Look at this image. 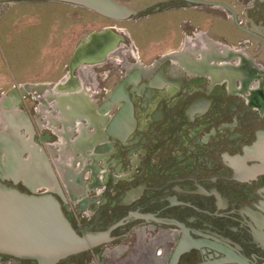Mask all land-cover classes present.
<instances>
[{"label": "flooded vegetation", "instance_id": "flooded-vegetation-1", "mask_svg": "<svg viewBox=\"0 0 264 264\" xmlns=\"http://www.w3.org/2000/svg\"><path fill=\"white\" fill-rule=\"evenodd\" d=\"M114 1L137 13L108 26L123 42L104 62L74 72L79 85L69 87L62 112L53 86L67 66L54 82L0 86V182L51 194L78 233L114 226L111 242L58 264H94L114 251L120 262L102 264H171L181 242L189 253L172 264H219L224 251L232 263L264 264V59L257 55L264 0ZM215 3L233 10L237 25ZM190 13L213 27L232 25L235 45L201 33ZM142 20L155 34L168 30L166 43L177 45L150 64L123 47L130 39L116 26ZM111 56L121 58L118 69L94 72ZM129 74L131 107L114 124L123 96H110Z\"/></svg>", "mask_w": 264, "mask_h": 264}, {"label": "water", "instance_id": "water-1", "mask_svg": "<svg viewBox=\"0 0 264 264\" xmlns=\"http://www.w3.org/2000/svg\"><path fill=\"white\" fill-rule=\"evenodd\" d=\"M24 1H48L77 6L114 22H122L137 13L114 0H0V3ZM213 5L220 6L226 13H230L237 25L236 14L232 9L221 3ZM123 40V36L115 27H108L100 32L90 33L76 46L67 65L68 74L53 86L58 94L55 99L60 101L58 108L61 112L62 104L66 105L70 100L69 87L77 88L79 85L74 72L82 65L104 62L110 53L119 48ZM134 73L135 76L139 74L137 70ZM131 77L132 75L129 74L124 78L110 96L111 102L117 99L118 93L123 96L121 99L123 108L113 119L114 124L124 122L128 116L126 112L131 107V102L125 86L130 84ZM106 105L108 106L109 102H106ZM255 146L257 148V144ZM137 217L152 218L144 215ZM251 225L259 227L254 220H251ZM180 227L187 235V229L184 226ZM113 229L114 226L105 231L78 233L57 199L51 194H25L0 182V256L35 264H58L64 259L111 242L113 238L110 237V233ZM193 251L197 252L195 249ZM188 253L189 249L185 242H181L171 254V264ZM224 254L225 257L220 259L219 264H243L239 260L232 263L230 261L232 254L229 251H224Z\"/></svg>", "mask_w": 264, "mask_h": 264}, {"label": "rangeland", "instance_id": "rangeland-1", "mask_svg": "<svg viewBox=\"0 0 264 264\" xmlns=\"http://www.w3.org/2000/svg\"><path fill=\"white\" fill-rule=\"evenodd\" d=\"M11 4L21 5L11 9L4 3L5 8H0V86L22 81H56L66 73L68 61L80 39L91 31L114 25L108 19L68 4L48 1ZM158 20L163 21L164 18ZM149 23L142 20L116 25L125 29L130 39L129 42L124 41L123 47L127 46L130 51L138 49L143 64H150L157 56L177 47L166 43L168 30L155 34ZM126 51L123 50L121 58L131 63ZM121 58L109 57L94 72L118 69L116 60ZM113 83L110 81L106 87ZM108 248L111 249L110 246ZM112 253L111 258H103L102 261L120 262L121 259H115L117 253ZM102 261L97 262L95 258L94 264H102ZM0 264H9V261L2 260Z\"/></svg>", "mask_w": 264, "mask_h": 264}, {"label": "crops", "instance_id": "crops-1", "mask_svg": "<svg viewBox=\"0 0 264 264\" xmlns=\"http://www.w3.org/2000/svg\"><path fill=\"white\" fill-rule=\"evenodd\" d=\"M20 5L21 4L10 5V6L8 5L7 7L13 9V7L15 8V7L20 6ZM0 8H2V9L5 8L4 3H0ZM6 14H8L7 11H6ZM187 19H192V20L196 21L197 24H199L201 26L200 29H199L201 33H207L210 36L219 38L220 40H221L222 37H226V38L229 37L230 38V44L232 46L235 45V40L240 35V33L232 25H229V24H227V25H219L217 23V26L213 27V25L211 24L210 20L205 18L204 16L201 17L199 15L190 13V14H188V18ZM248 26H250L251 28L256 27V23L253 20H250L249 23H248ZM257 55H258V58L260 57L259 59H261V58L264 59V47L262 45H260V49L257 52ZM0 80H1V78H0ZM15 83H17V82H15ZM18 83H21V82H18ZM263 229H264V227H263ZM262 233L264 235L263 231H262Z\"/></svg>", "mask_w": 264, "mask_h": 264}]
</instances>
